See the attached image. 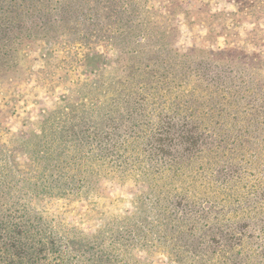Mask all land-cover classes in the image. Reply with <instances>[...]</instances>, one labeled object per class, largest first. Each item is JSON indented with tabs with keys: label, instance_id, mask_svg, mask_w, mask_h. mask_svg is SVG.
Returning a JSON list of instances; mask_svg holds the SVG:
<instances>
[{
	"label": "rangeland",
	"instance_id": "1",
	"mask_svg": "<svg viewBox=\"0 0 264 264\" xmlns=\"http://www.w3.org/2000/svg\"><path fill=\"white\" fill-rule=\"evenodd\" d=\"M59 1V11L66 10L62 26L48 36H24L16 53L18 64L0 68V178L5 180L0 191L7 189L45 227L68 239L94 234L108 223H121L126 237L137 243L128 247L125 261L129 264L133 258L141 264H226L220 252L227 249L241 251L244 258L250 256V264H264V121L257 120L261 122L257 128L252 124L244 127H250L254 144L238 146L241 149L233 153L218 148L232 154L227 161L231 170L224 171L222 162L215 163L213 152L207 155L223 141L214 138L202 145L206 149L195 166L189 167L183 153L162 161L159 157L140 158L137 152L119 169L105 160L96 167L102 174L100 187L88 190V186L86 193L77 192L78 185L76 190H69L74 185L62 190L55 187L52 169H61L63 164L49 160L44 151L48 142L57 150L53 143L65 123L71 127L89 117L90 109L82 104L89 105L88 94L94 93L90 86L102 74L114 75V60L120 50L138 48L152 55L168 42L176 51L198 60L219 66L232 63L233 75L226 83L239 98L236 106H231L238 109V129L252 113V122L255 114L264 116V0ZM121 64L123 71L114 77L137 73L128 57ZM141 72L152 73L145 68ZM190 73L196 83L201 79L196 86L200 88L198 97L210 99L202 89L204 72ZM108 81L96 93L113 91ZM184 85L189 90L196 88L191 83ZM100 94L98 99L106 100ZM188 94L184 97L189 100L196 97L195 90ZM171 102L168 98L166 105ZM83 109L85 113H81ZM95 125L96 142L89 146L99 153L98 139H103L105 127ZM207 127L217 129L212 123ZM230 134L224 146L232 149L238 136ZM139 164L143 172L149 170L151 181L138 176ZM176 167L178 176L173 175ZM9 197L1 194L0 203H11ZM178 206L188 210V227L195 224V243L177 239L173 224L164 240L152 232L155 212L159 208L180 210ZM260 221L262 230L256 224Z\"/></svg>",
	"mask_w": 264,
	"mask_h": 264
},
{
	"label": "trees",
	"instance_id": "2",
	"mask_svg": "<svg viewBox=\"0 0 264 264\" xmlns=\"http://www.w3.org/2000/svg\"><path fill=\"white\" fill-rule=\"evenodd\" d=\"M57 2L58 0H47L45 5L44 0H0V68L10 69L14 67L12 64H18L16 53L24 36H48L62 26V22L65 21L62 16L66 10L61 13L59 11L62 7L61 1ZM159 48L152 55L141 53L138 48L128 52L120 50L114 60V75L123 71L121 62L124 57L132 60L137 73L127 74L123 78L104 74L101 78H95L93 85L90 86L93 87L94 93L88 94L89 105L82 104V108L90 109L86 113L89 117L85 119L82 117L81 120L84 121L81 124L71 127L65 123L66 127L60 132L61 136L53 143L57 150L49 142V146H44L49 160L58 159V163L63 164L61 169H52L51 177L59 190L64 189L65 185L68 187L74 185L69 190H76L75 186L78 185L79 193H86L85 189L88 186L90 187L88 190L98 189L102 174L96 167L100 166V163L103 164L106 160L112 168L119 169L137 152L140 158L159 157L162 161H167V157L173 155L179 157L180 153H183L182 155L188 158L189 167L195 166L200 152L206 149L202 145L208 144L214 138L223 141L216 145L217 147L209 149L207 155L212 152L213 155L216 154L215 163L222 162L223 170L226 171L230 169L227 161L231 157L228 156H232L226 154V150L233 153L243 145L254 144L250 140L253 134L249 129L251 124L255 128L261 125L257 120L264 121V116L255 114V120L252 122L254 116L252 113L238 129L237 126L240 124L238 109H232L231 106L233 104L236 106L235 100L239 98L226 83L233 75L230 73L233 70L232 63L227 62L224 66L222 64L219 66L207 59L198 60L190 54L176 51L169 42ZM144 68L151 70L152 73L141 72ZM197 71L204 72L205 80L201 84L205 87L202 89L210 99H205L203 95L198 97L200 88L197 89L196 86H200L198 82L201 79H198L197 83L190 79V72ZM106 80H109L108 84L113 85V91L96 93L97 88ZM190 83L196 88L187 89L184 84ZM194 90L196 97L192 100L187 99L188 93ZM98 94L106 97V100L100 101ZM193 95L192 93L191 96ZM168 98L173 102L172 105H166ZM85 111L83 109L81 113ZM88 118L89 122L86 121ZM54 119L55 117H52V120ZM96 123L105 127L103 139H98L99 153L89 146L96 142L98 129ZM211 123L217 126L214 131L212 128L208 130L207 125ZM246 126L250 127L246 129L244 128ZM230 133L234 137L238 136L232 149L224 146ZM243 137L247 141H243ZM244 142L247 143L243 144ZM258 142L262 145L261 140ZM106 157L110 159L107 160ZM72 168H75V172H71ZM138 168H140L138 176H144L151 181L149 170L143 172L140 164ZM178 168L176 167L173 175H179ZM4 184L5 180L0 178V187ZM60 185L64 187H59ZM4 191L2 189L0 195L5 197L10 195L11 203H0V264H129L125 261L129 253L128 247L137 243L131 236L126 237L119 225L121 223L117 226L108 223L94 234L68 239L55 234L50 227H45L19 199H15L7 189ZM180 206L177 208H181ZM164 212L159 208L155 212L158 214L154 218L156 223L152 222V232L161 235L159 240L165 239L172 228L170 224H173L178 230L177 239L196 242L193 234L195 224L190 228L187 225L190 217L187 209L182 207L180 210L171 209ZM262 223V221L256 223L260 225V230L263 229ZM139 231L146 233L144 230ZM237 238L242 241V237ZM228 243L229 239L224 242L226 249ZM220 255L221 261L224 260L226 264L251 263V257L244 258L241 251L231 253L227 249L220 252ZM132 260L133 264L142 263L137 258ZM244 260L246 262L241 263Z\"/></svg>",
	"mask_w": 264,
	"mask_h": 264
}]
</instances>
